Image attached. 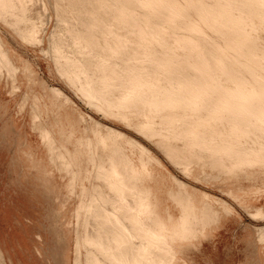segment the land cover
Returning <instances> with one entry per match:
<instances>
[{
  "label": "bare ground",
  "instance_id": "6f19581e",
  "mask_svg": "<svg viewBox=\"0 0 264 264\" xmlns=\"http://www.w3.org/2000/svg\"><path fill=\"white\" fill-rule=\"evenodd\" d=\"M29 1L0 0V20L16 27L23 39L38 42L34 23L21 26L29 21ZM88 1L58 0L62 15L69 12L73 22L81 23L66 28L75 55H63L61 39L55 51L59 71L70 84L91 104L156 139L185 167L205 161L228 175L264 172V44L258 34L264 29V0H100L108 14L91 9L98 16L86 21ZM113 25L127 28L136 45L124 44L123 31ZM167 49L174 52L171 57L165 56L171 52ZM16 66L0 36V70L15 71ZM24 69L31 72L28 63ZM50 92L62 95L59 89ZM39 118L36 114L35 122ZM105 129L96 133L95 145L89 138L79 139L72 151V138H66L63 128L56 139L40 126L42 139L56 151L57 165L80 189L78 209L85 207L84 197L94 196L86 209L99 220L96 216L97 227L84 238L83 244L94 250L88 263L182 264V246L206 230L204 213L218 219L214 206L228 214L230 206L207 192L190 191L171 175L180 188L178 198L171 194L182 214L175 222L171 214L162 216L154 185L158 173L151 168L164 167L161 160L137 139ZM126 146L137 151L138 164ZM95 149L98 154H92ZM108 196L111 202L105 200ZM199 197L205 202L201 207ZM258 210L254 213L263 215Z\"/></svg>",
  "mask_w": 264,
  "mask_h": 264
},
{
  "label": "rangeland",
  "instance_id": "374dc122",
  "mask_svg": "<svg viewBox=\"0 0 264 264\" xmlns=\"http://www.w3.org/2000/svg\"><path fill=\"white\" fill-rule=\"evenodd\" d=\"M101 1L86 3L88 12L83 15L84 20L92 21L98 12L109 11L108 6L99 4ZM27 5L29 21L21 26L25 28L34 23L38 42L23 39L16 27L0 20V36L17 65L15 71L0 70V264H89L88 253L94 251L83 244L85 235H92L97 227V215L92 216L94 213L86 209L93 195L84 197L85 207L79 210L80 189L57 165L56 151L49 149L48 141L42 139L40 126L56 139L63 128L66 138H72L68 145L72 151L79 139L85 142L89 138L95 145L96 133H106V127L137 139L164 165L151 164L158 173L154 185L162 216L171 214L175 222L182 214L179 200L171 194L174 191L178 198L180 192L171 175L188 185L190 191L207 192L231 208L228 214L220 205H215L220 214L218 219L212 213H204L208 225L203 235L189 239L192 249L188 252L189 246H182L186 248L183 255L186 254L190 264H264V236L261 235L264 229V172L250 176L243 172L228 175L205 161L185 167L171 159L156 139H150L134 125L91 104L61 74L58 59L56 61L55 51L60 39L64 42L63 55H75L66 30L73 22L71 13L63 16L58 0H32ZM91 9H98L97 13L89 11ZM73 23L81 26L77 20ZM113 29L123 31L124 44L136 45L127 28L115 25ZM101 30L97 28L99 38ZM207 33L214 36L210 30ZM263 33L264 29L258 30V34L263 35H259V40L264 44ZM154 43L155 47L157 42ZM167 50L171 52L164 55L171 57L174 52ZM27 63L31 72L24 69ZM50 88L59 89L61 97L53 95ZM36 114L40 117L37 122L34 120ZM60 121L62 124L58 125ZM124 150L138 160L136 150L133 152L128 146ZM92 154H98V150H92ZM95 168H92L94 174ZM85 183L90 187V183ZM111 197L105 200L111 202ZM110 202L103 205L110 209ZM196 203L201 207L205 202L199 197ZM258 208L263 209V215L254 213ZM86 220L90 221L88 226ZM101 259L104 261L103 257Z\"/></svg>",
  "mask_w": 264,
  "mask_h": 264
},
{
  "label": "crops",
  "instance_id": "0c3cea01",
  "mask_svg": "<svg viewBox=\"0 0 264 264\" xmlns=\"http://www.w3.org/2000/svg\"><path fill=\"white\" fill-rule=\"evenodd\" d=\"M185 249H186V248H183L182 251H181L182 255H180V257H181V259H180L181 262H180V263H182V264H184V263H185V264H190V262L188 261L187 256L185 257L186 254L183 255V251H186ZM191 249H192L191 247H188L187 252H188L189 250H191Z\"/></svg>",
  "mask_w": 264,
  "mask_h": 264
}]
</instances>
